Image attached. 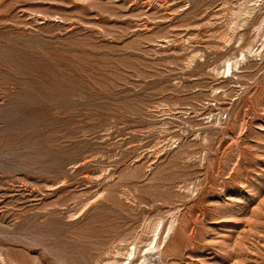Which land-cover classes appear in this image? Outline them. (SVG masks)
Here are the masks:
<instances>
[{
	"label": "rangeland",
	"instance_id": "obj_1",
	"mask_svg": "<svg viewBox=\"0 0 264 264\" xmlns=\"http://www.w3.org/2000/svg\"><path fill=\"white\" fill-rule=\"evenodd\" d=\"M133 247L264 264V0H0V264Z\"/></svg>",
	"mask_w": 264,
	"mask_h": 264
},
{
	"label": "bare ground",
	"instance_id": "obj_2",
	"mask_svg": "<svg viewBox=\"0 0 264 264\" xmlns=\"http://www.w3.org/2000/svg\"><path fill=\"white\" fill-rule=\"evenodd\" d=\"M239 61V60H238ZM238 61H236L235 63H237ZM232 66H233V64H232ZM234 67V66H233ZM226 68V67H225ZM226 72H227V75L226 76H229V73H232V69H231V65L229 64L228 66H227V69L225 70ZM158 242H159V239L157 240ZM158 242H156V245L152 248V249H149V250H155L156 249V247L158 248V246H157V243ZM130 246V245H129ZM136 247V246H135ZM135 247H133V249L135 248ZM135 250H137L136 248L134 249V251H132V250H129L128 252V254H132L133 256H131L132 258H131V260H129V263L128 264H137L136 263V261H135V255H136V252L137 251H135ZM157 250V249H156ZM153 251H151V252H153ZM150 252V251H149ZM128 258V257H127ZM130 259V258H129ZM150 259V258H149ZM127 260V259H126ZM139 260V259H138ZM139 262V261H138ZM123 264V263H122ZM139 264H141V262L139 263Z\"/></svg>",
	"mask_w": 264,
	"mask_h": 264
}]
</instances>
